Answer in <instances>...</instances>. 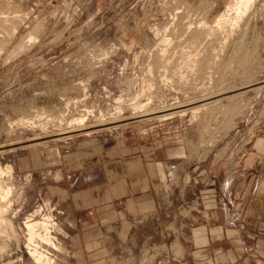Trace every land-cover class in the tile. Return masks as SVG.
Masks as SVG:
<instances>
[{"label":"rangeland","instance_id":"rangeland-1","mask_svg":"<svg viewBox=\"0 0 264 264\" xmlns=\"http://www.w3.org/2000/svg\"><path fill=\"white\" fill-rule=\"evenodd\" d=\"M77 1L0 0V168L9 171L0 183L11 188L15 210L40 206L54 219L55 264H72L68 213L79 191L54 169L77 144L146 136L173 151L181 168L178 181L160 187L163 211L169 201L190 206L211 189L200 182V166L239 160L255 135L264 136V0L240 17L227 11L213 30L230 0ZM81 127L92 132L75 131ZM22 217L14 222L17 242L0 234V264H19ZM158 222L163 229L167 217ZM131 233L138 242L151 230ZM161 245L129 246L123 261L109 264H170Z\"/></svg>","mask_w":264,"mask_h":264},{"label":"crops","instance_id":"crops-1","mask_svg":"<svg viewBox=\"0 0 264 264\" xmlns=\"http://www.w3.org/2000/svg\"><path fill=\"white\" fill-rule=\"evenodd\" d=\"M146 138L139 136L134 144L127 138L106 140L93 148L77 144L54 169L59 180L67 179L79 191L73 196L77 206L67 211L76 230L72 264L123 261L129 246L161 244L170 264H264V136L255 135L239 160L216 161L210 170L200 166V182L211 189H201L190 206L177 209L169 201L163 211L160 187L178 181L175 171L181 166L173 151ZM161 213L167 217L163 229ZM177 214L184 215L183 223ZM137 227H150L151 235L137 242L129 235Z\"/></svg>","mask_w":264,"mask_h":264},{"label":"bare ground","instance_id":"bare-ground-1","mask_svg":"<svg viewBox=\"0 0 264 264\" xmlns=\"http://www.w3.org/2000/svg\"><path fill=\"white\" fill-rule=\"evenodd\" d=\"M252 1H254V0H235V1L230 0L227 3H225L224 8H223L224 12L223 11L219 12L216 16H214L213 20L211 21V23L214 25L211 27V29L212 28L218 29V27L220 28V26L223 25V23H226L225 22V15H226L225 13L227 11L234 12V15L236 14V16H239L243 13L245 14V11L248 10L249 5L252 3ZM228 14H229V12L227 13L226 17H228ZM228 19H226V21ZM238 21H239V19H238ZM31 39L32 38L30 37L29 41ZM142 107H140V108H142ZM140 110H142V109H140ZM75 121H76V123L75 122L74 123L79 124V126H80L84 123L85 120H84V118H80V119H77ZM114 128H115V126H114ZM88 129H90V128L89 127H83V128L81 127V129L75 130V131H79L83 134H89L92 132V130H91V132L86 131ZM102 133L105 134V132H103V131H102ZM4 168H6V167H4ZM9 170H10V168H9ZM8 172L9 171H6L3 168H0V179L3 176H5L6 173L8 174ZM10 195L12 196L11 188L6 187V186L2 187L1 183H0V234L4 235L3 237H5V240L8 241L9 243H11L13 241L17 242L16 229L18 227L16 228V226L14 225L15 224L14 222L17 218H19L20 216L23 215V217L21 218V223L20 224L18 223L19 227H20V229H18V230H20L21 233L23 234V236H22L23 242H22V244H20L21 246H17L18 253L15 254V258L17 260V263L20 264L24 260H25V262L27 260V262H30L31 264H55L54 253H59L61 249H60V243H59L58 238H57L59 233L56 230V223L53 221L54 219L50 215L45 214L44 211L40 210V206H38L39 208L36 207L34 209V211H32V212H29L26 210H23V211L15 210L12 206V202L10 201V198H11ZM4 248H5V246L3 248L0 247V253L1 254H2V252H4ZM14 252H15V250H14Z\"/></svg>","mask_w":264,"mask_h":264}]
</instances>
